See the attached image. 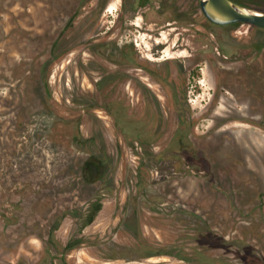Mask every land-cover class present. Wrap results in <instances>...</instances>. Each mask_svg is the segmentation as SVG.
Returning a JSON list of instances; mask_svg holds the SVG:
<instances>
[{
    "label": "rangeland",
    "instance_id": "1",
    "mask_svg": "<svg viewBox=\"0 0 264 264\" xmlns=\"http://www.w3.org/2000/svg\"><path fill=\"white\" fill-rule=\"evenodd\" d=\"M107 1L0 0V264H264V29L182 23L180 0ZM149 76L159 99L138 95ZM96 157L106 170L84 177ZM38 198L44 225L27 229L9 205Z\"/></svg>",
    "mask_w": 264,
    "mask_h": 264
},
{
    "label": "flooded vegetation",
    "instance_id": "2",
    "mask_svg": "<svg viewBox=\"0 0 264 264\" xmlns=\"http://www.w3.org/2000/svg\"><path fill=\"white\" fill-rule=\"evenodd\" d=\"M135 1V3L138 5L137 7H138V9L140 10L144 5H149V4H151L152 3V1L153 0H134ZM110 0H108L106 3V5H108V4H110ZM191 3V6H192V8H193V14L190 16V13H189V16H188V12H187V10H189V4ZM179 10L181 9V10H183V9H185L186 10V14L182 17V23H186V24H188V25H190V21H194V19H195V17H197V25L200 27H203L204 26V24H205V21L207 20L208 22H210L211 24H213V25H218V24H215V23H213V22H211L206 16H205V14H204V12H203V10H202V7H201V3H200V0H180V3H179ZM105 10H106V7H105ZM197 11H198V13H197ZM124 12V11H123ZM237 23H242V22H237ZM237 23H233V24H228V25H234V24H237ZM228 25H218V26H220V27H227ZM238 46L237 47H240V48H242V45L240 44V41H239V43L237 44ZM264 46H257V49L259 50V52L260 51H262V48H263ZM138 50V49H137ZM160 50L162 51V48L160 47ZM139 53H141L140 51H139ZM236 53V52H235ZM139 57V56H138ZM140 57H141V55H140ZM136 63V62H135ZM125 65V64H124ZM131 65H132V67L134 66V63H133V61H132V63H131ZM135 67V66H134ZM130 69V68H129ZM149 78V82H143V81H141V79H142V77H136L135 79H134V82H135V80L136 81H140L139 83H137L136 84V82H135V84H136V89H137V91H138V95L140 96V97H142V98H149V99H151V98H154V99H159L160 98V95L159 94H157L156 92H154V91H152V92H148V91H142V88H141V86L139 85V84H144V85H146L147 87H149V88H151L152 87V84H161L162 83V81H160L159 79L160 78H158V77H156L155 76V78L154 77H152V76H149L148 77ZM122 79L123 80H126V79H128L129 80V82L131 83V80H132V78H130V75H126V74H124L123 76H122ZM233 144L231 145V146H233L234 144H235V147H233L235 150L237 149V145H238V142H236L234 139H233ZM143 145H144V143H142ZM182 148H184L185 149V147H182ZM233 148H231V150L233 149ZM191 153V152H190ZM150 154H151V158H150V160H151V164H155L157 161H159L158 159L160 158H162V157H166V156H162V154H161V152H158V151H154V149H151L150 150ZM195 155L196 153L193 151L192 153H191V155ZM143 156H145V157H142L141 158V163H143L144 161H148V159H147V156L146 155H143ZM235 159H239L238 157H234ZM166 159H169V161H171V162H173V160H175L174 161V167L177 165V164H181L180 165V167L181 168H179V169H181V170H186L187 168L186 167H184L183 165H185V164H192L191 162H195V161H191V160H189L190 158L188 157V156H182V158H178L177 156L176 157H167ZM207 159V158H206ZM205 159V157H198V160L195 162V164L194 165H196L198 168V170L200 171V172H204V170H205V165L206 164H211L210 162H209V160H206ZM240 160L241 161H243L242 162V166H245L246 167V169H247V173L248 174H250L252 177H257V178H259V174H258V171H256L255 169H250V168H247V166H248V163H247V161H248V157H243V156H241L240 157ZM246 160V161H245ZM207 161V162H206ZM92 162V163H91ZM188 162V163H187ZM88 163H90V165H96V169L98 170V172H103L104 170H106L105 168H106V165L105 164H107L106 163V161H105V159H103V158H97L96 157V159H94V160H90V161H87L85 164H84V171H85V168H86V171H85V173H84V177L85 176H89L91 173V171H92V169H91V166L90 165H87ZM188 167V169L187 170H189V166H187ZM186 168V169H185ZM207 170H208V167H207ZM140 171V170H139ZM92 181H93V179H92ZM30 192H31V190H30ZM26 193H28V190H26ZM30 194V193H29ZM152 196V195H151ZM151 196H149V197H151ZM160 196H163V195H160ZM261 197H263V203L261 204V206L260 207H258V209H260L263 213V215H264V194H261ZM152 199H153V197H152ZM24 201V200H23ZM23 201H18V200H15V201H11L12 202V204H10L9 205V207H11L12 206V208L14 209V212H16V213H20V216H21V218L22 217H26V218H28V222H26V224H25V228H27V229H29V228H38L39 226L40 227H42V225H44V224H42L41 223V217L43 216L41 213H39V210H37L36 209V205H34V204H36V203H38L39 202V198L38 199H36V200H34V202L32 203V206L31 207H29L28 206V210H26V206H24L25 204H27V203H25L24 202V204L23 203H20V202H23ZM20 205L21 206H23L24 207V209L26 210V211H23V213H21L20 211ZM102 203H101V201L99 200V201H95V202H93V203H91V205L90 206H88L87 207V209H88V211H89V213H88V211H86L87 212V214H88V216H87V221L84 223V225H85V227H86V225H91V224H93L94 223V221H95V219L97 218V216L100 214V212H101V210H102ZM157 207V204H155L154 205V208H156ZM173 208V207H172ZM37 210V211H36ZM177 211L178 210H181L182 212H186L185 210H187L188 211V209H186V208H184L183 207V209H176ZM23 214V215H22ZM255 214V213H254ZM253 218V217H252ZM254 218H256V216H254ZM12 220H15V221H19V219H20V217L18 216V215H16V214H13V216H12V218H11ZM253 221H254V219H252ZM210 221L207 219V223H209ZM255 222H256V224L257 225H259L262 221H260V220H255ZM211 224V223H210ZM262 224V223H261ZM24 228V227H23ZM26 229V230H27ZM53 231V229L52 230H50V233L52 234V233H54V232H52ZM210 233V232H209ZM54 235V234H53ZM214 238H216V237H214ZM204 239H207V240H209L210 238H205L204 237ZM72 246V245H71ZM145 249H147V248H145ZM203 253H205V251H203ZM202 253V254H203ZM148 255H145V257H147L146 259H148V258H156V257H162V256H170L171 255V253H160V252H148L147 253ZM204 255V254H203ZM171 256H174V255H171ZM11 257H13L14 258V256L12 255ZM113 259H115V260H124L125 262H126V260H128L127 259V257H125V256H119V257H117V258H113ZM139 259H140V256L136 259V258H133V257H131V258H129V260L128 261H131V260H135L134 262H139ZM177 260H179V261H182V262H184V263H189L188 261H186L185 259H183V258H177ZM10 261H12L11 263L12 264H30L29 262H28V260H27V258L26 257H22V256H20V257H18V258H16V260L15 259H11ZM37 262L36 263H34V264H41V257L39 258H37V260H36ZM33 264V263H32ZM62 264V263H61ZM190 264H194V263H190Z\"/></svg>",
    "mask_w": 264,
    "mask_h": 264
},
{
    "label": "water",
    "instance_id": "3",
    "mask_svg": "<svg viewBox=\"0 0 264 264\" xmlns=\"http://www.w3.org/2000/svg\"><path fill=\"white\" fill-rule=\"evenodd\" d=\"M205 16L218 25L237 22L264 29V12L253 10L235 0H200Z\"/></svg>",
    "mask_w": 264,
    "mask_h": 264
},
{
    "label": "trees",
    "instance_id": "4",
    "mask_svg": "<svg viewBox=\"0 0 264 264\" xmlns=\"http://www.w3.org/2000/svg\"><path fill=\"white\" fill-rule=\"evenodd\" d=\"M235 1H237V2H239L238 0H235ZM131 53H129V55H130ZM131 56H132V54H131ZM134 57V56H133ZM132 58V57H131ZM133 59V58H132ZM130 63H132V60H130ZM134 63V62H133ZM118 72H120V71H118ZM119 74V73H118ZM121 77V76H120ZM87 165H90V163H88ZM85 171H86V168H85Z\"/></svg>",
    "mask_w": 264,
    "mask_h": 264
}]
</instances>
